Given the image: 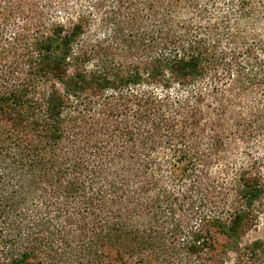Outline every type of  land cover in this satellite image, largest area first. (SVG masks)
<instances>
[{"label": "trees", "instance_id": "1", "mask_svg": "<svg viewBox=\"0 0 264 264\" xmlns=\"http://www.w3.org/2000/svg\"><path fill=\"white\" fill-rule=\"evenodd\" d=\"M255 137L264 0H0V264H264Z\"/></svg>", "mask_w": 264, "mask_h": 264}, {"label": "rangeland", "instance_id": "2", "mask_svg": "<svg viewBox=\"0 0 264 264\" xmlns=\"http://www.w3.org/2000/svg\"><path fill=\"white\" fill-rule=\"evenodd\" d=\"M93 33H95L97 36L98 35L101 36L100 30H98L97 32H93ZM217 124L218 126L220 125L219 127L220 129L223 127H226L225 124H221V123H217ZM217 124L209 123L208 127L210 128L213 125L217 126ZM228 129L229 131L227 132V134L223 135V140L230 141L231 144L227 147L226 146L218 147L217 151L214 154V159L212 160V162L210 163L208 167V170L216 176V179L218 181L217 185L222 184V181L224 180V177H225V173H223L222 171L224 170L223 164H227L228 171H231V170L233 171V168H234L233 165L239 164V162H241L242 160V154L240 153L242 150V147H241L242 144L240 140H238V138L236 137L238 136L236 132V127L232 124L231 128L228 127ZM261 143H262V140L259 137H255L253 139V145L256 148L252 153L263 158L264 153L261 150ZM206 145L207 144L204 142L203 146H206ZM206 147H204L205 153L212 152V151L207 150ZM255 238H260L264 240V215H260L255 227H253L248 232H246V234L243 237V241H250Z\"/></svg>", "mask_w": 264, "mask_h": 264}]
</instances>
